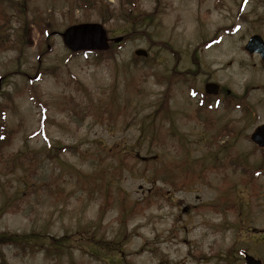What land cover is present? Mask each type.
I'll return each instance as SVG.
<instances>
[{"label": "rangeland", "instance_id": "rangeland-1", "mask_svg": "<svg viewBox=\"0 0 264 264\" xmlns=\"http://www.w3.org/2000/svg\"><path fill=\"white\" fill-rule=\"evenodd\" d=\"M12 1L0 0L11 34L0 45V232L35 231L37 246L0 245L5 263L239 264L243 249L264 264V148L214 134L234 124L249 135L264 122V59L243 47L251 34L264 39V0H161L154 44L123 36L98 57L71 54L52 31L98 22L125 35L122 15L105 21L85 0ZM137 4L149 11L155 0ZM207 81L245 93L249 118L214 100L200 109L214 98ZM226 141V158L246 168L207 169ZM62 144L70 150L52 148ZM184 157L196 171L159 187L155 173Z\"/></svg>", "mask_w": 264, "mask_h": 264}, {"label": "trees", "instance_id": "trees-1", "mask_svg": "<svg viewBox=\"0 0 264 264\" xmlns=\"http://www.w3.org/2000/svg\"><path fill=\"white\" fill-rule=\"evenodd\" d=\"M9 1V0H8ZM88 1L89 3H92L93 7H97L96 9L98 10V12H100L101 14H106V16H104L105 21L113 16H115L116 14H120L123 16L124 19V24H125V29L123 31H125V35L124 38L127 37H133L135 35H138L140 37H142L144 35V37L147 38V40L150 42V40L154 43V41L151 39V31L149 30V27H151L152 25L155 24V22L158 19V14L161 11V0H155V5L154 8L152 10H139L138 9V0H117V8L116 9H110L109 8V4L105 3L103 0H85ZM14 4L17 3V0L12 1ZM9 5L11 6V3L9 2ZM8 4L6 5V7L8 8L9 6ZM125 5H129L130 7H125ZM13 7V6H12ZM6 15V13H5ZM6 23H8V19L5 17V25ZM10 27V26H9ZM25 28H21V31L19 33V37L21 39H24V35H25ZM8 36V40L11 43V34L10 37L7 33H5L2 29V25L0 26V45L1 44H5V46H8V42L6 41V37ZM160 45V40L155 41ZM18 49V53L21 50V46H17L15 45ZM112 49V45L109 49H107L106 51H93V53H95L94 57H98V56H103L105 54H109L110 50ZM194 53H196V49L194 50ZM134 61H137V58L134 57L133 58ZM149 58L147 57H141V61H148ZM173 76L171 75V78ZM168 80L170 81V78H168ZM171 83V82H170ZM165 97V96H162ZM227 97V96H226ZM5 100L10 101V99L7 97V93L6 96L4 97ZM224 105H226V103H224ZM7 108L8 105L5 104V106L0 107V115H1V119H3V114L4 112H2L3 108ZM156 112V111H155ZM3 122H0V130H5L4 125L2 124ZM1 133V132H0ZM2 134V133H1ZM7 134V135H6ZM8 138V131H5V134H2V136L0 137V140H3ZM51 144V143H48ZM59 148L61 149V151H69L70 150V145H66V144H62V145H58V146H53L52 148ZM18 155L21 154V151L17 153ZM145 161V163H149L148 159H143ZM190 165L186 166L185 170H182L181 173H171L170 172H166V170H164L163 172H157L155 173L157 176V179H164L167 176H170V178L172 177H181L183 175H189L194 173L196 170L194 171H190ZM207 169H213L212 164H210L208 166ZM171 173V174H169ZM179 175V176H178ZM154 179V178H153ZM32 236L36 237V232L33 231L32 233H7V232H0V245L2 244H13V246L16 249L22 248L24 253H28V252H33L35 247L37 246V243L32 242L31 240H29ZM53 242L50 243L51 246H53L56 250H54V253H59L61 251V248L63 246V244L61 243V240H63V236L61 237V239L59 238H53L52 239ZM27 243V246L25 247V244ZM0 260L2 261V264H6L4 261V256L2 254V251L0 250Z\"/></svg>", "mask_w": 264, "mask_h": 264}, {"label": "water", "instance_id": "water-1", "mask_svg": "<svg viewBox=\"0 0 264 264\" xmlns=\"http://www.w3.org/2000/svg\"><path fill=\"white\" fill-rule=\"evenodd\" d=\"M63 43L71 50L80 49H105L108 45V38L106 31L100 23L83 22L72 24L66 27L62 32H59ZM121 37L113 38L114 41L120 40ZM245 49L249 52L256 51L264 58V40L258 34H253L249 37L245 44ZM135 53L138 55H145L146 51L143 49H136ZM205 91L214 93L217 91V85L214 83H207ZM250 139L258 146H264V123L257 125L252 133ZM245 261L242 264H261V260L255 259L251 255L242 251Z\"/></svg>", "mask_w": 264, "mask_h": 264}]
</instances>
